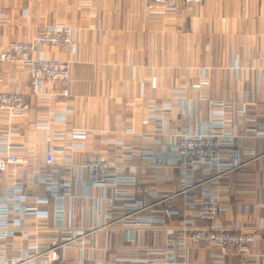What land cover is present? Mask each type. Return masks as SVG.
<instances>
[{
  "label": "crops",
  "instance_id": "1",
  "mask_svg": "<svg viewBox=\"0 0 264 264\" xmlns=\"http://www.w3.org/2000/svg\"><path fill=\"white\" fill-rule=\"evenodd\" d=\"M149 2L0 0V46L27 39L48 25L72 28L77 42L73 53L63 47L43 51L46 57L70 61L67 105L73 112L67 116V130L95 132L86 138L83 150L74 151L73 160L101 155L117 165L124 152L118 142L129 143L134 152L127 164L134 166V182L121 185L122 196L142 204L136 213L125 199L109 205L112 190L87 188L84 172L44 165L45 133L35 123L48 119L51 109L61 110L62 99L56 94L50 100L35 99L29 93L28 68L0 64V89L19 92L28 105L26 116L11 123L0 112V141L9 139L33 159L6 167L0 197L5 199L17 187L10 203L20 202L21 195L24 205L47 212L43 220L26 215L20 229L0 240V256L8 262L18 258L17 264H39L50 249L48 264H141L137 260L149 257L148 250L164 247L187 220L194 226L207 224L194 216L197 206H187L205 188L223 207L217 222L253 231L259 236L256 247L264 245V0H202L187 6L178 2L167 14ZM201 82L199 88L192 87ZM183 89L187 98L182 105L190 100L193 109L185 120L171 98ZM166 100L172 101L169 131L176 124L195 131L209 119L211 101L244 108L241 115H224L236 124L234 146L243 153L242 165L216 183L206 181L213 171H189L193 188L185 193L192 197L180 192L183 175L177 162L150 167L139 153L160 154L167 142V135H158L160 145L144 144L141 137L151 128L142 123L147 103ZM130 127L133 133L127 132ZM49 172L68 188V195L57 199L37 181ZM37 197H44V203L36 204ZM58 206L60 224L55 221ZM15 216L10 210L8 217ZM134 217L151 222L134 224ZM79 230L81 243L62 245L63 237L77 236ZM186 257L190 264H253L239 262L229 248L200 244L190 245Z\"/></svg>",
  "mask_w": 264,
  "mask_h": 264
},
{
  "label": "built area",
  "instance_id": "2",
  "mask_svg": "<svg viewBox=\"0 0 264 264\" xmlns=\"http://www.w3.org/2000/svg\"><path fill=\"white\" fill-rule=\"evenodd\" d=\"M149 4L157 7L163 13H172L177 8V3L183 6L200 4L202 0H149ZM66 48L69 52H74L77 48L76 39L73 36L72 28L66 24L57 23L48 25L42 31L33 33L25 41H12L0 46V64L15 63L25 65L29 75V93L39 101L50 100L54 94L62 99L61 110L51 109L48 119L40 120L35 123V127L45 133L44 135V165H59L65 169L84 172L85 186L87 188L98 187L103 191L112 190V197L109 205L116 200H128L129 205H133L136 213L142 209L139 200H134L130 195L122 196L123 184H133L134 166L128 165V160L132 157L134 148L129 143H118L124 149L121 155V163L111 164L104 156L88 157L82 161L73 160L74 151L85 148V140L95 133L87 129L67 130L66 119L73 112L67 105L69 96L68 84L70 81V61L49 58L44 55V48ZM234 68H237L235 66ZM204 83L193 84V88H199ZM1 86V78H0ZM58 88L57 93L52 89ZM178 103V109L182 119H189L193 109L190 100L183 107L186 100V91H175L171 97ZM211 115L209 119L200 123L195 131L187 126L176 124L169 131L170 112L172 101L166 100L160 103L148 102L142 123L151 127L149 132L141 134L144 144L160 145L158 135H167L168 139L160 154L149 150H140V154L149 160L146 164L156 167L160 163L171 161L177 162L181 168L183 178L181 179L180 192L192 197L185 192L193 185L188 182V172L195 170L213 171L215 175L206 181L216 183L218 178L229 174L238 169L241 165V155L243 154L234 146L236 137V124L231 120L224 119V115L238 116L244 112V108H235L232 105L224 104L220 101H211ZM28 109L27 102L23 95L17 91H6L0 89V112L6 114L5 120L11 123L14 120H21L26 116ZM248 129V128H247ZM127 132L133 133L132 127ZM32 158L20 150V147L12 144L9 139L0 141V181L8 165L33 163ZM125 163V164H124ZM35 174L38 169H34ZM40 183L45 185L46 191L61 199L62 195H68L67 187L63 182L55 180L49 172L37 178ZM204 181H201L202 183ZM122 185V186H121ZM65 189L61 193L59 190ZM20 190L15 187L12 192L5 195V199L0 197V240L11 237L14 230L20 229L24 222V217L30 214L36 218L44 219L47 212L36 206H26L23 204L24 196L20 195V202H9L15 197V191ZM185 196V197H186ZM36 204L44 203V197H37ZM16 200V199H15ZM188 208L197 206L195 217L204 219L207 224L194 226L191 219L187 224L179 227L176 235L167 238V244L162 248L148 250L149 257L137 260L141 264H190L186 257V250L190 245L200 244L205 248L216 247L221 251L231 249L239 262L247 263L249 260L253 264H264V245L256 247L259 236L253 231L235 227L229 229L216 221V217L223 207L218 202L216 194H211L206 188L202 189L201 196L187 202ZM10 210L16 211L17 216L8 217ZM96 210V205L94 207ZM170 213V212H168ZM55 221L57 224L62 222L61 207L58 206ZM135 223H149L151 219L134 217ZM104 226V225H102ZM65 227H63L64 229ZM169 235L173 230H168ZM82 231L77 232V236L63 237V246L81 243ZM50 250V249H49ZM43 253L46 261L50 259V251ZM46 261L39 264H48ZM18 258H13L8 262L0 256V264H17ZM33 264V263H31ZM81 264V263H80ZM96 264H102L98 262Z\"/></svg>",
  "mask_w": 264,
  "mask_h": 264
},
{
  "label": "rangeland",
  "instance_id": "3",
  "mask_svg": "<svg viewBox=\"0 0 264 264\" xmlns=\"http://www.w3.org/2000/svg\"><path fill=\"white\" fill-rule=\"evenodd\" d=\"M53 25H55V24H53ZM42 30H44V29H42ZM42 30H41V31H42ZM36 32H38V31H35L34 33H36ZM32 34H33V33H32ZM32 34H31V35H32ZM31 35H30V36H31ZM27 39H28V38H27ZM27 39H24V40H17V41H25V40H27ZM11 42H12V41H11ZM50 50H51V49H50ZM145 111H146V108H145ZM144 115H145V114H144Z\"/></svg>",
  "mask_w": 264,
  "mask_h": 264
}]
</instances>
